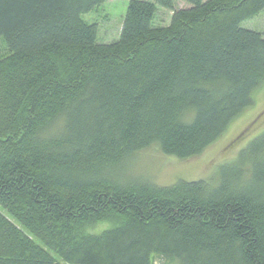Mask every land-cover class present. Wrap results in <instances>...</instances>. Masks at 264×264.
Instances as JSON below:
<instances>
[{
	"label": "trees",
	"instance_id": "1",
	"mask_svg": "<svg viewBox=\"0 0 264 264\" xmlns=\"http://www.w3.org/2000/svg\"><path fill=\"white\" fill-rule=\"evenodd\" d=\"M105 1L0 0V264H264V134L209 181L124 170L197 157L252 106L264 0H128L107 44L83 20Z\"/></svg>",
	"mask_w": 264,
	"mask_h": 264
},
{
	"label": "rangeland",
	"instance_id": "2",
	"mask_svg": "<svg viewBox=\"0 0 264 264\" xmlns=\"http://www.w3.org/2000/svg\"><path fill=\"white\" fill-rule=\"evenodd\" d=\"M145 1L153 2V0ZM127 7L128 0H106L94 12L85 15L83 20L97 25L99 43H111L118 40L120 36ZM186 8L189 6L180 1L174 6V10L177 11ZM157 9L158 15L154 21V27L169 26L172 12ZM241 27L260 34L264 33V11L255 18L242 23ZM252 100V106L232 121L225 133L201 155L180 161L165 156L152 147L126 160L124 165L126 176L145 179L159 187H169L177 181L198 182L213 179L219 167L236 160L239 152L264 134V84L253 93ZM0 214L18 228L20 227L1 207ZM108 228V225L100 224L90 233L97 235ZM34 241L42 246L38 241ZM49 253L60 264H63L53 253ZM153 264L173 263L169 259L154 256Z\"/></svg>",
	"mask_w": 264,
	"mask_h": 264
}]
</instances>
